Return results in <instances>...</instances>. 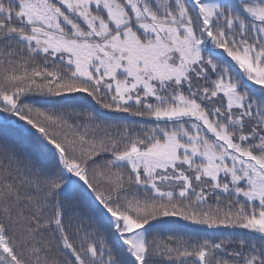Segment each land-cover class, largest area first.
<instances>
[{
  "label": "snow or ice",
  "instance_id": "1",
  "mask_svg": "<svg viewBox=\"0 0 264 264\" xmlns=\"http://www.w3.org/2000/svg\"><path fill=\"white\" fill-rule=\"evenodd\" d=\"M0 264H264V0H0Z\"/></svg>",
  "mask_w": 264,
  "mask_h": 264
}]
</instances>
